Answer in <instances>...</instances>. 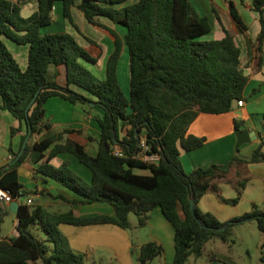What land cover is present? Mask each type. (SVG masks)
I'll return each instance as SVG.
<instances>
[{
  "label": "trees",
  "instance_id": "trees-1",
  "mask_svg": "<svg viewBox=\"0 0 264 264\" xmlns=\"http://www.w3.org/2000/svg\"><path fill=\"white\" fill-rule=\"evenodd\" d=\"M30 0H0V110L10 112L27 128L32 136L44 133L33 144L29 141L21 158L10 167L0 169V187L9 189L15 199L25 191L19 177V167L28 159L41 173L70 189L81 199L70 200L63 195L55 198L70 203H107L113 214L77 216L73 211L58 213L42 205L22 203L17 214L19 236L1 239L0 264H86V254L75 251L60 230L61 225H115L131 228L130 215L137 217L138 226L145 228L151 213L160 208L175 232V256L171 264H187L190 258L200 259L212 240L229 244L233 228L255 220L264 235V210L254 205L250 212L221 222L215 215L200 209L201 199L210 191L220 202L237 205L249 182L245 169L249 164L264 162V142L250 157L238 153L226 166L211 165L187 173L180 158L181 148L192 151L202 147L206 139L188 134L190 125L200 113L224 114L234 110L239 101H246L248 76L242 67V50L235 35L222 23L219 11L213 13L222 24L221 39L204 40L212 33L213 22L200 13L193 0H36L37 10L22 15V5ZM57 2L62 5V17L87 42L100 48L98 42L87 37L76 23L72 9L77 8L87 21L110 33L115 49L106 63L105 78H99L86 64H96L93 55L66 31L48 32L43 29L54 24ZM251 10L258 14L261 31L256 41L248 36L246 23L237 5L229 1V12L248 48L258 52L260 64L264 58V0H252ZM100 18H108L126 28L122 38ZM3 37L28 46L27 67L22 69ZM129 52L131 76L130 98L123 92L118 65L123 47ZM56 68L54 79L48 74ZM67 68V85L57 79L59 68ZM35 103L27 108L37 95ZM59 97L73 105L95 103L103 114L96 116L101 130L97 153L70 138L83 131L53 130L46 118V102ZM244 121L235 120V130ZM17 129L12 128L15 135ZM27 134L23 135L22 145ZM91 140L93 138L89 137ZM147 143L148 155H159L158 162L138 157L143 151L142 139ZM30 139V140H31ZM114 145V147H112ZM122 149V157L113 154ZM22 149V148H21ZM74 156L92 173L90 182L76 173L69 161L55 166L51 161L62 155ZM149 171L139 174L136 171ZM235 172L236 179H228ZM226 180L236 189V197L226 199L217 183ZM195 200L192 216L190 199ZM7 211L0 202V225ZM224 231L218 228L224 227ZM200 223L208 228H203ZM32 227L42 230L46 239L34 235ZM233 242V241H232ZM133 252V250H132ZM164 247L156 241L144 244L139 252V264H150L163 257ZM211 260L235 264L227 255L214 253ZM264 263V256L262 257Z\"/></svg>",
  "mask_w": 264,
  "mask_h": 264
},
{
  "label": "crops",
  "instance_id": "crops-1",
  "mask_svg": "<svg viewBox=\"0 0 264 264\" xmlns=\"http://www.w3.org/2000/svg\"><path fill=\"white\" fill-rule=\"evenodd\" d=\"M225 1H227L229 5L230 0H193L200 13L207 15L210 18L212 17V39H221L224 36L222 24L217 20L215 14L213 13L212 6H215V8L219 11L222 23L229 31H239L236 23L230 15L229 10L226 9L227 7L229 9V6H224L227 4ZM233 1L237 5L241 14L244 10H248V13H252L253 17H256V13L251 10L252 0ZM203 2H205V4L208 2L211 10L209 13L204 10L202 6ZM37 6L36 0H30L29 2L24 3L22 5V15L24 17L30 16L37 10ZM224 13L228 14L230 17V26L224 20ZM58 14L62 16V6L60 8L57 3L53 13V19L55 21L54 25L58 22ZM72 14L83 33L87 37L98 42L100 48H96L87 42L80 34H78L69 22V24L65 23V29H62L60 25L57 30L49 32L60 31L61 28L62 31H66L74 35L76 40L83 47L87 48L93 55L99 56V60L96 64H89L85 61L82 62L86 64L87 67L99 78L104 79L107 60L115 49L114 38L107 31L91 25L83 13L77 8L72 9ZM100 21L114 29L122 38L125 37V34L127 33L125 27L114 24L108 18H100ZM256 21L257 19L255 18V22ZM250 29L251 27L249 26L248 36L253 42H255L261 31L260 21L259 23H256L254 27V36H251ZM235 38L242 50V67L245 70V74L249 78L245 89L246 101H243L244 104L242 107L236 105L234 110L228 113H200L195 121L190 125L188 134L199 138H205L206 142L202 147L192 151H185L181 148L180 158L184 165V169L188 174L197 168H208L214 164L226 166L238 153L242 156L250 157L259 145L264 142V61L260 64L258 52L255 49L250 50L248 48L246 38L240 33V31L237 35H235ZM27 47L25 46L24 48L25 59L23 60L24 63L23 67H21L22 69H26L27 67ZM126 49L128 50L126 45H124L123 51ZM59 71L60 75L57 81L61 86H66L67 68L65 66H61ZM55 72L56 68L54 67V70L51 72L49 77L50 80L54 79ZM118 77L120 79L119 65ZM52 106H56L58 108L61 107L62 110L70 112L68 119H58L51 109ZM45 109L46 118L53 124V130L55 132H61L64 129L83 131L82 134L74 133L66 135L65 138H70L84 144L88 151L93 155L97 153V141L101 135V130L96 121V116L103 114V111L99 107L92 106L90 109H86L84 107L75 106L59 97H52L46 102ZM235 120H243L244 125L248 128V130L250 132H255L257 135V139H253L250 143L244 144L238 153L236 152L237 136L235 130ZM12 128L18 130L15 135L11 134ZM28 131L27 125L24 122H20L10 112L0 110V169L8 167L7 165L11 161V152H14L17 155L21 151L23 135L27 134ZM43 136L44 133L34 136L30 141L33 144L37 140L43 138ZM90 136L93 140L89 138ZM64 161H69L71 168L76 173L81 175L86 181H91V171L80 164L78 160L70 154H62L54 158L51 163L55 166H59ZM38 165L39 164H32V162L28 159L19 167V177L25 194L23 197L15 199L14 202L18 201L20 205L22 203L32 206L42 205L48 210L58 213L73 211L77 216L113 214V207L107 203L96 202L92 204H80L70 203L63 199L55 198V195H63L70 200L81 199L82 197L64 187L57 181L36 172L35 167ZM137 173L144 175L150 174L149 171H138ZM245 174L250 179L242 198L237 205L220 202L216 193L210 191L201 199L199 203L200 209L204 212L212 213L221 222H227L234 217L250 212L254 205H257L259 208L264 210V162L249 164L245 169ZM228 179L235 180V172L231 173ZM217 186L226 199H233L236 197V189L233 184L228 183L226 180H221L217 183ZM10 205L11 204L4 205V208L7 211L5 217L13 215L16 218L14 221V228L12 231H9L8 235H2L4 217L3 222L0 225L1 239L19 236V232L17 230V214L10 211ZM130 220L131 228L129 230H124L115 225L109 224L90 226L61 225L60 230L67 236L72 248L75 251L86 254V264H98V258L102 260L101 264L105 262V258L111 259L110 264H139L138 260L135 258V254H137V252L139 253L141 247L150 241L158 242L165 249L164 256L154 259L150 264H171L175 256V232L173 226L165 219L161 209L156 208L152 211L150 221L145 228H140L138 226V222L134 218H130ZM209 243H207V245ZM217 248L218 249L216 250L212 249L207 261L203 264H226L220 260L212 261L211 256L214 253L228 255L225 253V250L228 249L230 251L231 247L229 244L222 243ZM132 250L135 252L134 255ZM89 260L91 261L89 262ZM199 260L200 259L194 258V263L198 264Z\"/></svg>",
  "mask_w": 264,
  "mask_h": 264
},
{
  "label": "rangeland",
  "instance_id": "rangeland-1",
  "mask_svg": "<svg viewBox=\"0 0 264 264\" xmlns=\"http://www.w3.org/2000/svg\"><path fill=\"white\" fill-rule=\"evenodd\" d=\"M135 1H137V0H130V3H134ZM225 2L227 4H225V5L223 4V5L224 6L228 5V2L227 1H225ZM57 3H58V6H60V8H61V6H62L61 3L60 2H57ZM202 6L206 12L209 13L211 11L210 7L208 5V2H206V4H205V2H203ZM226 9L229 10L228 7ZM206 12H203V13H206ZM242 12H243V10H242ZM242 14L245 18V21L251 27V29H250L251 36H254V34H255L254 27H255L256 23H259L257 14L255 15L256 17H253L252 13H248V10L247 11L244 10V12ZM255 18L257 19L256 22H255ZM224 20L229 26L231 25L230 17L228 16V14L224 13ZM65 23L69 24L66 19H64L60 14H58V22L55 23V25L53 24L52 26H48L47 28L43 29V31L44 32L45 31H48V32L49 31H55V30H57L58 27H60V25H61L62 29H65ZM62 29L60 28V30H62ZM238 32L239 31H237V32L232 31V33L235 35H237ZM202 38L204 40L205 39L209 40V39H212L213 36H212V33H210L208 35H205ZM3 40L7 44L9 49L13 52L18 63L21 65V67H23V63H24L23 60L25 59V57H24L25 46L18 45L6 37H3ZM27 51H28V47H27ZM25 64H26V62H25ZM53 70H54V67L51 66L50 72L48 75L49 77H50V74ZM119 75H120L119 81H120L121 87L123 89V92L125 90L124 94L129 99L130 98V89H131V76H130V66H129V52L127 49L124 50L122 52V55H121L120 64H119ZM75 106H80V107H84L86 109H90V107H92L93 105L88 103L86 105H75ZM51 109L53 110V112L55 113V115L58 119H68V117L70 116V112L62 110L61 107L58 108L56 106H52ZM50 112H51V110H50ZM95 114H96V112H95ZM138 171L141 172L142 170H137L136 172H138ZM130 218H132V219L134 218L137 221V217L133 214L130 215ZM15 220H16V218L13 215L5 217L4 223L2 225V228H3L2 235L3 236L8 235L9 231L13 230ZM32 231H33L34 235H36V237L39 239H46L47 238V235L42 230H38L36 227H32ZM220 244H222V243L218 240H215V241H212L211 243H209L207 245L205 251H204V256L202 258H200L198 264L205 263L207 261L209 254L211 253L212 249L213 250L218 249L217 247L220 246ZM229 246L231 247L230 251L228 249H226L225 253H227L228 254L227 256H229L230 258L233 259L235 264H264L262 262V257L264 256V235L259 230L257 222L255 220L235 226L233 228V235L231 238V242L229 243ZM134 254H135V252H133V255ZM138 254H139L138 252H137V254H135V258L137 260H138V256H139ZM90 261L91 260H89V262ZM97 261H98V264L102 263V260L100 258H98ZM104 261L105 262H103V264H110L111 259L105 258ZM112 264H116V263H112ZM154 264H157V263H154ZM187 264H195L194 258L192 257L191 260Z\"/></svg>",
  "mask_w": 264,
  "mask_h": 264
},
{
  "label": "water",
  "instance_id": "water-1",
  "mask_svg": "<svg viewBox=\"0 0 264 264\" xmlns=\"http://www.w3.org/2000/svg\"><path fill=\"white\" fill-rule=\"evenodd\" d=\"M38 93L35 96V98L32 100V102L30 103V105L27 108V113L29 112L30 108L32 107V105L35 103L36 99H37ZM91 105L95 106V103L90 102ZM32 136V129L31 127L29 128L28 131V135L26 136L23 145H22V149L21 151L16 155L14 152H11V161L10 163L7 165L8 167H10L11 165L15 164L23 155V153L26 150V147L31 139ZM236 136H237V144H236V152L238 153L240 151V148L247 143H250L253 139H257V135L255 132H250L248 130V128L243 125L241 130L236 131ZM112 147H114V145H112ZM19 207H20V203L18 201H15L13 203H11L10 205V211L13 212L14 214H18L19 211ZM190 208H191V212H192V216L197 219V215L195 213V200L193 198L190 199ZM200 225L203 228H208L205 224L200 223ZM230 225V222L227 223L224 227L218 228V231H224L228 228V226Z\"/></svg>",
  "mask_w": 264,
  "mask_h": 264
},
{
  "label": "built area",
  "instance_id": "built-area-1",
  "mask_svg": "<svg viewBox=\"0 0 264 264\" xmlns=\"http://www.w3.org/2000/svg\"><path fill=\"white\" fill-rule=\"evenodd\" d=\"M243 104H244L243 101L238 102L239 107H242ZM140 146L143 148V151L138 155L139 158H141L142 160H145L147 162H152V163L158 162L160 160L159 155H148L146 153L147 143H146L145 138L142 139ZM113 154L115 156H118V157H122L124 155L122 149L119 147L114 148ZM0 202L3 205H9V204L14 202V198H13L12 193L9 189H5V188L0 187Z\"/></svg>",
  "mask_w": 264,
  "mask_h": 264
}]
</instances>
